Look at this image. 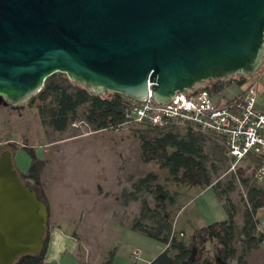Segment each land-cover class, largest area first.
<instances>
[{
  "label": "water",
  "instance_id": "95a60500",
  "mask_svg": "<svg viewBox=\"0 0 264 264\" xmlns=\"http://www.w3.org/2000/svg\"><path fill=\"white\" fill-rule=\"evenodd\" d=\"M264 57V0H0V96L34 95L52 72L91 93L160 104ZM48 209L0 152V264L38 252Z\"/></svg>",
  "mask_w": 264,
  "mask_h": 264
},
{
  "label": "rangeland",
  "instance_id": "374dc122",
  "mask_svg": "<svg viewBox=\"0 0 264 264\" xmlns=\"http://www.w3.org/2000/svg\"><path fill=\"white\" fill-rule=\"evenodd\" d=\"M256 72L257 76L264 73V57ZM254 76L256 74H250V78L242 84L231 79L226 80V85L213 94V99L220 103L228 96L235 95L239 88L248 86L247 84L253 80ZM38 102L37 97L32 100L29 97L26 100L11 103L0 96V149L8 145L6 141L16 144L12 158L17 171H25L30 162V155L20 144L33 146L37 155L46 161L42 178L48 184L55 199L73 207L81 204L89 210V217L85 219L82 226L88 234H93L100 248L111 244L114 234L120 229L115 223L129 225L140 216V198L142 197L146 198L153 207L164 206L175 230L179 227H183L188 232L191 230L187 220L191 212L196 219L193 222L195 225L220 219L213 189H207V186L202 184L176 185L168 177L165 168L154 161L144 162L140 159L137 129L145 128V126L132 124L125 127L121 125L117 128L93 130L83 123L73 126L70 122L64 130L59 131L40 124L35 107ZM78 114H81V110ZM80 120L79 116L75 119V121ZM183 127V125L176 126L175 129L181 131ZM206 135L209 164L212 162L216 164L217 171L214 173V178H219L222 188L232 184L228 195L236 207L235 227L239 228L245 203V190L241 180L252 177V167L256 164V160L248 157L239 161L234 168H230L232 161L227 152L224 157L216 151L218 147H213L224 143V140L211 133ZM150 171L157 174V181L164 186L159 194H174L173 204H169L166 200L161 203L156 201L153 193L148 189L132 188V182ZM257 183L264 187V180ZM131 190L136 195V199L129 198L126 193ZM257 216L264 224V206L257 209ZM47 221L49 233L51 222L48 218ZM60 224L62 231L69 232L82 223L77 221V218L67 220L64 217ZM68 244L71 246L70 241ZM126 244L133 245L129 238L123 242L118 239L114 242L113 247L119 249L116 261H121L122 264L123 262L130 264L132 261H136L137 264H146L139 248H134L135 245L128 248ZM262 246L264 247V244ZM123 249L129 254L124 256ZM134 251L138 252L136 259L130 257ZM217 260L224 262L219 258ZM59 261L54 260L52 264H59ZM224 264H235V262L230 261Z\"/></svg>",
  "mask_w": 264,
  "mask_h": 264
},
{
  "label": "trees",
  "instance_id": "16d2710c",
  "mask_svg": "<svg viewBox=\"0 0 264 264\" xmlns=\"http://www.w3.org/2000/svg\"><path fill=\"white\" fill-rule=\"evenodd\" d=\"M248 76L234 75L209 79L200 86L207 88L213 96L226 85V80L231 79L242 84ZM240 92L227 100L236 98ZM34 97L39 99L35 107L40 124L59 131L64 130L78 116L93 130L117 128L126 121V113L132 101L130 97L116 91H107L105 94L91 93L83 84L73 82L65 73L57 71L44 79L41 88L30 97V100ZM79 110L81 114H78ZM141 125L145 128L137 129L140 159L144 162L154 161L165 168L168 177L176 185L202 184L212 187L226 213L225 218L193 228L189 232L177 231L164 206L153 207L146 198H140V216L131 222L130 227L164 243V248L146 264H211V254L224 262L234 260L236 264H252L248 262L247 254L264 240V231L259 227L257 216V209L264 206V188L252 177L242 178L245 203L241 212L240 227L236 228V207L228 195L232 184L222 188L219 178H214V173L217 171L216 164L214 162L209 164V152L206 150V133L220 135L202 131L190 123L164 126L149 123ZM182 125L184 127L181 131L175 129L176 126ZM6 143L8 145L3 149L9 148L13 152L16 144L9 141ZM20 145L30 155L27 169L18 171L20 178L25 184L34 187L46 202L41 180L46 161L37 155L33 146ZM213 147H218V150H215L226 157L224 143ZM3 149H0V152ZM249 158L256 160V164L252 167L254 170L260 160L254 156ZM157 179L156 173L147 172L132 182V188L148 189L153 193L156 201L161 203L166 200L169 204H173L174 194H159L164 186ZM132 191L126 193L129 198L136 199ZM46 242L47 237L44 238L38 252L21 255L12 264H41L44 261ZM260 264H264V259Z\"/></svg>",
  "mask_w": 264,
  "mask_h": 264
},
{
  "label": "built area",
  "instance_id": "2783aa9c",
  "mask_svg": "<svg viewBox=\"0 0 264 264\" xmlns=\"http://www.w3.org/2000/svg\"><path fill=\"white\" fill-rule=\"evenodd\" d=\"M142 99H132L123 127L128 125L190 123L202 131H210L224 139L231 158L230 168L250 156L260 160L252 178L264 180V98L259 99L254 85L246 86L236 98L216 103L208 89L200 85L186 92H175L171 101L157 103L150 91ZM82 120L72 121L73 126ZM264 231V225H259ZM182 234V233H181ZM137 251L131 253L136 259ZM136 262V261H135Z\"/></svg>",
  "mask_w": 264,
  "mask_h": 264
},
{
  "label": "crops",
  "instance_id": "0c3cea01",
  "mask_svg": "<svg viewBox=\"0 0 264 264\" xmlns=\"http://www.w3.org/2000/svg\"><path fill=\"white\" fill-rule=\"evenodd\" d=\"M253 74H256V76H254L253 80L250 81L247 85L253 84L257 90L258 98L262 99L264 98V77H263L264 73L260 74L259 76H257L258 75L257 72ZM250 77L248 76L247 79H249ZM244 88H239L235 93L240 92ZM229 97L232 96L230 95L227 98ZM41 180L43 185L42 187L46 196L45 203L48 209V219L51 222V224H49L50 232L48 233L47 236V242L44 251V261L42 263L52 264L54 260H60L59 264H122L121 261H116L117 258L116 254L119 249L113 247V244L117 239L123 242V240L129 238L132 244L135 245L134 248H139L140 254L142 255V258L145 261V263L149 262L157 253H159L164 248L163 242L133 230L130 227V224L121 225L119 223H115L120 227V229L118 230L116 228L118 232V233L116 232V234L118 235L114 234L111 244H108L106 247L100 248L99 244L96 243L97 240L95 239L93 234L92 233L88 234L86 229L83 228L82 226L85 219L86 218L88 219L89 217V210H86L84 208L85 206H82L81 204H76L75 207H73L72 205H66V203L62 204L61 202L55 199L54 195L52 194V191L48 187V184L42 178V173H41ZM206 188L212 190V187L210 186H207ZM212 192H213V197H215L214 199L217 202V212L220 216L219 218L223 219L226 217V213L222 206V202L217 197V195L213 190ZM189 202H191V200ZM192 202H194V200ZM64 217L67 220L68 218H77V221L79 220V222H81L82 224L78 225L75 229L73 228L72 231L70 230L69 232L65 230L62 231L60 229L62 228L60 221ZM187 220L189 222L188 224L191 225V230L193 228L204 225V224L201 225L193 224L194 220L196 219H194V215L192 212L188 215ZM262 224L263 223H261V221L259 220V225L261 226ZM177 231L188 232L183 227H179ZM69 241L71 242V246L68 244ZM263 244H264V240L256 248H254L247 254L248 262L252 264H260L263 261L264 259V247L262 246ZM132 246L126 244V247L128 248H132ZM120 251H122V249H120ZM123 253L124 256L129 254V252H126L124 249H123ZM210 256L212 261L211 264L225 263V262H218L217 258H215L212 254ZM233 262L235 261L233 260ZM130 264H135V262L132 261L130 262Z\"/></svg>",
  "mask_w": 264,
  "mask_h": 264
},
{
  "label": "flooded vegetation",
  "instance_id": "af4514ba",
  "mask_svg": "<svg viewBox=\"0 0 264 264\" xmlns=\"http://www.w3.org/2000/svg\"><path fill=\"white\" fill-rule=\"evenodd\" d=\"M48 236V228H47V230H46V235H45V237H47Z\"/></svg>",
  "mask_w": 264,
  "mask_h": 264
}]
</instances>
